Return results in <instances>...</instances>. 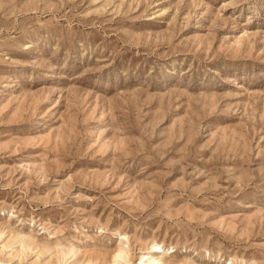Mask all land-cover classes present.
<instances>
[{
  "label": "rangeland",
  "instance_id": "rangeland-1",
  "mask_svg": "<svg viewBox=\"0 0 264 264\" xmlns=\"http://www.w3.org/2000/svg\"><path fill=\"white\" fill-rule=\"evenodd\" d=\"M264 264V0H0V264Z\"/></svg>",
  "mask_w": 264,
  "mask_h": 264
},
{
  "label": "bare ground",
  "instance_id": "bare-ground-1",
  "mask_svg": "<svg viewBox=\"0 0 264 264\" xmlns=\"http://www.w3.org/2000/svg\"><path fill=\"white\" fill-rule=\"evenodd\" d=\"M160 245L159 244H154L152 245V250H151V255L150 256H141L140 257V261L137 264H159V260L157 257L158 252L160 251ZM124 253L123 251H119L116 255H115V260L114 263L116 264H120V260L124 259L123 257Z\"/></svg>",
  "mask_w": 264,
  "mask_h": 264
}]
</instances>
